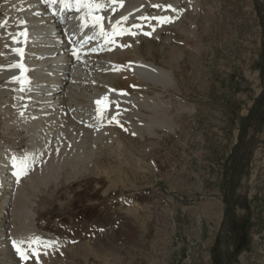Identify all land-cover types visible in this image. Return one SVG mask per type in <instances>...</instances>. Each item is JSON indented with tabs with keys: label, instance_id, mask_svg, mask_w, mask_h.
<instances>
[{
	"label": "rangeland",
	"instance_id": "1",
	"mask_svg": "<svg viewBox=\"0 0 264 264\" xmlns=\"http://www.w3.org/2000/svg\"><path fill=\"white\" fill-rule=\"evenodd\" d=\"M149 1L148 13L178 21L168 44L162 30L138 50L172 70L173 84L147 90L168 100L170 129L131 133L123 119L95 141L87 133L83 159L68 163L57 151L55 174L39 177L38 169L39 185L24 183L31 218L15 217L12 194L2 190L0 264H20L14 242L39 251L25 264H264V0ZM174 46L183 54L170 67L163 54ZM92 94L77 97L88 113ZM2 98L0 159L10 156V142L19 144L28 163L20 166L32 171L55 149L48 143L38 162L27 158L28 143L13 144ZM46 119L62 132L74 121L69 113L63 123ZM34 238L51 247L30 244Z\"/></svg>",
	"mask_w": 264,
	"mask_h": 264
},
{
	"label": "bare ground",
	"instance_id": "2",
	"mask_svg": "<svg viewBox=\"0 0 264 264\" xmlns=\"http://www.w3.org/2000/svg\"><path fill=\"white\" fill-rule=\"evenodd\" d=\"M0 1L3 13L0 20V25H3L0 26V97L5 98L1 99L4 103L9 102L5 115L7 123L15 130L13 144L16 140L17 143H28L24 154L27 158L32 157L33 162L39 159V154L48 143L55 149L54 155L49 154L53 156L50 160L44 163L39 160L41 163L36 164L32 171L28 169L30 174L27 170L19 179L14 173L20 172L21 164H28L22 161V154H15L14 158L5 157L6 162L0 159V194L4 188L12 192L14 196L10 195L13 198L10 212L17 218L25 219L34 214L33 202H26L24 183L27 182L32 188L37 187L39 183L32 178L38 169H41L39 177L55 174L59 169L53 168L59 159L57 151L58 154L61 151L67 154L68 163L83 159L85 154L80 142L86 138V134L89 133L91 140L95 141L106 131H111L107 123H121L123 119L129 125V130L135 133L146 131L154 135L156 125L170 129V118L163 113L169 108L168 100L158 92L149 95L147 90L150 85L164 90L173 84L172 70L147 60L138 50L142 42L154 35L160 36L162 30L167 33L165 41L168 44V30L175 19L170 14L158 17L155 13H148L149 0H116L115 4L110 0H93L104 5L107 21L111 25L103 33L96 34L92 28L78 29L71 14L65 12L69 7H73V12L88 10H77L75 0ZM164 20L168 22H161ZM124 30L128 35H124ZM116 32L123 34L117 35ZM180 32L183 34V29ZM65 46L75 47L70 56ZM177 50L174 46L170 51L163 52L170 67L172 63L169 62L173 60L176 63L183 54ZM23 63L27 64L29 73L24 80L26 86L21 87L13 77L15 72L12 68ZM116 67L123 70L116 71ZM89 88L93 92L90 97L95 98L100 94L107 96L110 102L115 101L113 105L118 104L119 114L116 112L115 121H112V111L95 117L94 106L91 107L92 113H88L89 103L77 100L79 94ZM120 89L125 90L126 95H119L117 92ZM67 113L74 121L67 122L63 132L53 121L46 119H60L58 122L63 123ZM131 116L136 121H131ZM66 128L71 130L67 135ZM53 134L59 138L55 140Z\"/></svg>",
	"mask_w": 264,
	"mask_h": 264
},
{
	"label": "snow or ice",
	"instance_id": "3",
	"mask_svg": "<svg viewBox=\"0 0 264 264\" xmlns=\"http://www.w3.org/2000/svg\"><path fill=\"white\" fill-rule=\"evenodd\" d=\"M53 2H55V0H53ZM111 3L115 4L116 0H110ZM75 5L77 10L81 9V8H87L88 9V16L92 19L93 21V25L92 26H100L101 25V20L103 18L101 17H97L95 15H93L94 12H98L101 11L104 8L103 4L100 3H95L93 2V0H75ZM67 6V5H66ZM121 7L123 6L122 4L120 5ZM125 21L127 20V17L124 18ZM161 22H168L166 20L161 21ZM3 26V25H0ZM83 27H88L87 23H84L82 25ZM101 31L103 33V29L101 28ZM127 31V30H124ZM117 35L119 34H123L122 32H116ZM145 35H148V33H145ZM114 70L116 71H121L123 69L116 67ZM119 95H126V93H119ZM109 103L108 97L105 96L103 98H101L100 100L96 101V105H97V112H98V116L102 117V113L103 111L107 110L106 106ZM110 103L115 104V101H111ZM102 105H104L105 107H102ZM117 109L119 108L118 104H116ZM119 114V112L117 111V115ZM112 121H115V116L112 117ZM118 123V121H115ZM26 174V169L25 168H21L19 173H14V175L17 176V179H19L20 175H25ZM23 242H14L13 243V248L17 251L18 254H20L21 259H25V253L22 250V248L20 247V244H22ZM30 244H43L44 247H51V244L45 243L40 241L38 238H34L33 240L30 241ZM33 256H38L39 253L33 251L32 252Z\"/></svg>",
	"mask_w": 264,
	"mask_h": 264
}]
</instances>
